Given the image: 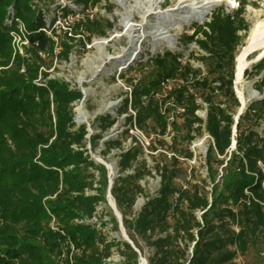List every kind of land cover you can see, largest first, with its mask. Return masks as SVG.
<instances>
[{
    "label": "trees",
    "instance_id": "obj_1",
    "mask_svg": "<svg viewBox=\"0 0 264 264\" xmlns=\"http://www.w3.org/2000/svg\"><path fill=\"white\" fill-rule=\"evenodd\" d=\"M47 1L0 0V264H109L113 255L117 264H138V253L126 242L109 241L86 222L108 191L107 170L86 145L94 150L116 119L97 116L98 132L87 137V127L73 119L81 92L48 72L54 57L68 60L71 35L106 37L113 24L85 13L101 0H72L81 7L80 18L72 23L73 34L65 32L62 39L57 17L47 24L41 6ZM237 1L236 9L219 7L182 35V48H196L187 58L165 50L140 61L137 75H120L129 89L118 112L126 115L125 124L159 138L162 146L170 136L169 156L153 166L159 177L153 195L139 182L151 170L145 160L137 162L138 145L122 149L121 140L108 139L101 152L105 157L120 150L110 195L135 248H148L147 264H241L250 252L256 258L251 264H264V96L251 101L235 123L236 52L250 30L246 0ZM70 12L64 10L63 17ZM11 15L28 31L22 55L11 47ZM54 38L60 49L55 56ZM243 74L256 77L254 89L262 95L264 56ZM203 134L210 139L206 176L188 179L179 164L193 159L189 144ZM142 195L145 201L134 213ZM52 219L58 232L49 227ZM112 228L117 231L114 221ZM67 241L76 250L70 259Z\"/></svg>",
    "mask_w": 264,
    "mask_h": 264
},
{
    "label": "rangeland",
    "instance_id": "obj_2",
    "mask_svg": "<svg viewBox=\"0 0 264 264\" xmlns=\"http://www.w3.org/2000/svg\"><path fill=\"white\" fill-rule=\"evenodd\" d=\"M160 2V5L152 10V14L145 18L133 7V2L127 4L126 9H123L114 0H101L99 5L89 8L85 13L89 17H97L102 20V23L105 20L112 23L113 29L108 32L106 37L90 36L87 38V35H84L83 38H80V35H71L73 41H71L72 48L68 55V60L60 61L54 57L53 64L48 70L51 78L61 79L68 83L70 87L77 88L81 92L82 99L73 104V119L76 125L84 124L87 127L89 133L87 137L98 132L95 127L97 123L94 122L97 116L110 115L111 118L116 119V123L112 128L102 133V139L94 150L91 149L89 144L86 145L89 156L95 162L105 166L108 181L109 179L113 181L117 175V162L120 150L112 149L104 157L101 154L104 149L103 141L119 139L122 141V149H127L134 145H138L142 149V154L139 156L137 162L145 160L146 166L151 170V175L145 176V178L139 181L147 195H153L158 189L159 177L154 171L153 166L156 161L163 160V156H169L168 145L170 144V136L165 137L167 144L162 146L158 142L159 138H155L153 135L148 138L144 132L135 127L130 128L125 124L126 115L118 114L126 95H129V89L124 79L138 74L139 68L137 66L140 61H144L151 55L162 53L165 50L182 51L184 59L185 57L187 58L189 52L196 48L194 45L182 48V40L180 39L182 35L190 34L196 25H202L207 21L213 10L222 7L227 11H231L238 7L237 0H160ZM47 3L41 5L46 12L47 23L54 17H58L54 25L57 26L56 33H59V37L65 39V32L73 34V30L70 29H72L73 21L77 17L80 18L79 10L81 7H76L72 0H51L50 2L47 1ZM246 3L244 15L250 24V30L243 37L242 45L237 49L236 58L246 46L252 29L257 24L264 22V0H246ZM200 4L210 5L209 11L203 17L191 16L189 11ZM183 6L188 8L176 12V8ZM68 8L71 12L63 17V11ZM106 8H111V12H108ZM128 8L133 10L131 14L134 16L133 21H130V29L123 22L125 16L130 15L129 17L131 18V14L127 12ZM76 12H79V14H74ZM168 15L169 20H171L168 29L164 30V35L157 36L154 33V29H152V25L157 22L159 16L168 17ZM144 25L148 29L144 30ZM11 28L15 29L14 26ZM48 33L50 35V32ZM69 35L67 34V36ZM54 40L56 41L55 38ZM79 41L81 42L79 43ZM57 43L58 40L56 41V47ZM56 47L53 51L54 56L60 50L59 47ZM258 59H260L259 52L251 53L239 78L236 76L235 59L233 87L240 103L239 108H242L241 112L249 104L251 94H255L258 98L264 96V92L262 95H259L254 89L256 77L248 78L243 74L244 70L250 69ZM192 63L199 66L195 61H192ZM121 74L124 75V79L120 78ZM171 85L169 83L168 87ZM79 111L83 112L81 117ZM199 115L203 117L204 112L202 110L199 111ZM126 130L128 133L126 138H118ZM209 141V137L203 134L189 144V149L193 153V159L184 162L180 161L179 164L181 173H186L188 179L191 175L195 177L206 176L204 156ZM150 146L156 150H151ZM180 182H178V185H180ZM208 189L209 187L206 186V190ZM144 201L145 196L137 197L133 207L134 213L139 211ZM99 206L100 210L96 219L100 223H106L110 227L105 235L108 238L116 239V241H124L122 236L123 226L120 225L112 208L108 204L107 193L105 202ZM112 219L117 224V231L112 228ZM140 246L142 247V253L138 255V264H140V258L146 260L149 254L148 248L143 246L142 243H140ZM64 250H61L62 253H65ZM238 261L241 264H251L256 261V258L250 252L246 255L245 259L241 258Z\"/></svg>",
    "mask_w": 264,
    "mask_h": 264
},
{
    "label": "bare ground",
    "instance_id": "obj_3",
    "mask_svg": "<svg viewBox=\"0 0 264 264\" xmlns=\"http://www.w3.org/2000/svg\"><path fill=\"white\" fill-rule=\"evenodd\" d=\"M116 4L123 8L126 9L127 4L133 2L134 3V8L138 10L139 13L142 14V17H149L152 14V10L156 9L158 5H160V0H114ZM186 9L188 7L183 6V7H178L176 8V12H178L181 9ZM210 5H205V4H200L196 5L194 8H192L189 13L191 16H204L208 11H209ZM132 9L128 8L129 14L132 13ZM128 16H125L123 22L125 23V26H128V29L131 28L130 21H133L134 16L131 14V18ZM166 18H168L166 20ZM157 22H155L152 25V29H154V33L157 36H162L165 34L164 30L168 29L169 24L171 23V20H169V15L168 17H163L159 16L157 18ZM144 30L148 29L144 25ZM254 51L257 52H263L264 53V22H261L257 24L251 31V34L247 40L246 46L243 48L241 53L237 56L236 58V76L239 78L243 68L247 64V58L248 56L253 53ZM112 105V104H110ZM110 107V106H109ZM81 110V108H80ZM80 117L83 115L82 111H79ZM140 264H144V261L141 260Z\"/></svg>",
    "mask_w": 264,
    "mask_h": 264
},
{
    "label": "built area",
    "instance_id": "obj_4",
    "mask_svg": "<svg viewBox=\"0 0 264 264\" xmlns=\"http://www.w3.org/2000/svg\"><path fill=\"white\" fill-rule=\"evenodd\" d=\"M60 9H62V8H60ZM6 23L15 27V29L11 28L9 31V35L12 38L13 52H14V54L18 53V54L22 55L23 47L28 44V42H27L28 31H27L24 23L19 18H15L13 15H11L10 19H6ZM43 31H45L47 34H49L48 31H46L45 29H43ZM204 135H206V134H204ZM99 210H100V206L97 209L98 213H99ZM98 213L95 216H93L90 220H87L86 222L93 225L94 229L100 230L102 233L105 234L110 227H108L106 223L103 226L102 223H100V221H98L96 219V216L98 215ZM49 227L51 230L58 232V228L55 225L54 219L51 220ZM59 234L61 236H64V233L62 231H59ZM107 239L110 241L113 238L107 237ZM66 247L68 248L67 249L68 250V258L70 259L71 256L76 253V250H75L74 246L69 241L66 242ZM61 253H62V251H61ZM64 255H65V253H62L61 257H64ZM115 258H117V259H115ZM119 260H120L119 256L113 255L110 258L106 259V262L109 264H117V263H119ZM57 264H60V263H57Z\"/></svg>",
    "mask_w": 264,
    "mask_h": 264
},
{
    "label": "water",
    "instance_id": "obj_5",
    "mask_svg": "<svg viewBox=\"0 0 264 264\" xmlns=\"http://www.w3.org/2000/svg\"><path fill=\"white\" fill-rule=\"evenodd\" d=\"M255 52H257V51H254L253 53H255ZM259 55H260V59H261V58L264 56V53L261 51V52L259 53ZM260 59H258L257 61H259ZM257 61H256V62H257ZM255 99H258V97H256L255 94H251V95H250V102L253 101V100H255ZM250 102H249V103H250ZM245 108H246V107H245ZM241 110H242V108H239V110H238V112H237V114H236V116H235V123L237 122L238 117H239L240 114L242 113ZM244 110H245V109H244ZM87 136H88V135H87ZM234 144H235V142L233 141L232 146H234ZM102 165H103V164H102ZM104 167H105V166H104ZM112 182H113V181L109 179V181H108V189H107V190H108V191H107L108 204H109V206L112 208V210H113V212H114V215L116 216V218L118 219L120 225L122 226V224H121V217H120V214L118 213V211H117V209H116V207H115L114 201L112 200L111 195H110V188H111ZM122 236H123V240H124V241H125V242H126L131 248H133V250H134L135 252H137L138 255H139L140 253H139L138 250L135 248V246L133 245V243L131 242V240L127 237L124 228L122 229ZM141 260H143V259L140 258V262H141ZM143 261H144V264H147L146 260H143Z\"/></svg>",
    "mask_w": 264,
    "mask_h": 264
}]
</instances>
